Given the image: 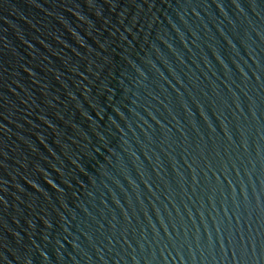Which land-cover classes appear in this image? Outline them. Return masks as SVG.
<instances>
[{
    "label": "water",
    "instance_id": "obj_1",
    "mask_svg": "<svg viewBox=\"0 0 264 264\" xmlns=\"http://www.w3.org/2000/svg\"><path fill=\"white\" fill-rule=\"evenodd\" d=\"M0 264H264V0H0Z\"/></svg>",
    "mask_w": 264,
    "mask_h": 264
}]
</instances>
